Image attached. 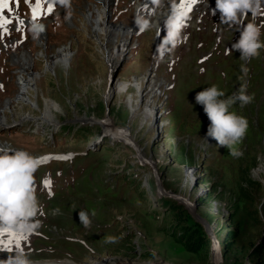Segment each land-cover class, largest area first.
<instances>
[{
	"label": "rangeland",
	"instance_id": "obj_1",
	"mask_svg": "<svg viewBox=\"0 0 264 264\" xmlns=\"http://www.w3.org/2000/svg\"><path fill=\"white\" fill-rule=\"evenodd\" d=\"M108 1L105 23L129 29L138 1L141 17L152 24L143 32L137 28L131 45L110 66L82 15L94 1L72 0L66 14L57 0H39L35 18L37 0H9L4 9L12 23L0 30V106L16 96L15 55L41 52L50 61L67 45L70 59L67 67L50 68L46 59L35 60L34 104L13 98L12 114L0 117V137H24L5 142V151L25 150L40 161L35 188L49 180L63 185L45 199L36 218L41 226L29 233V241L8 238L11 231L0 227V242L14 253H27L33 264H211V248L219 249L217 264H264V49L241 60L232 50L240 32L220 24V13L213 15L215 0H162L160 7L152 0ZM173 6L188 17L183 40L175 50L161 52L164 21ZM34 21L46 26L39 39L29 30ZM111 36L101 37L107 47ZM124 72L128 92L119 96L111 88ZM136 80H144L142 97L131 111L126 97H137ZM241 83L252 101L233 105L249 122L239 145L242 155L233 157L207 136L210 121L195 96L216 84L228 97ZM44 99L52 118L41 124ZM149 104L151 118L144 116ZM69 154L67 160L45 159ZM81 210L91 219L89 227L79 220ZM107 235L117 242L105 243Z\"/></svg>",
	"mask_w": 264,
	"mask_h": 264
},
{
	"label": "clouds",
	"instance_id": "obj_2",
	"mask_svg": "<svg viewBox=\"0 0 264 264\" xmlns=\"http://www.w3.org/2000/svg\"><path fill=\"white\" fill-rule=\"evenodd\" d=\"M57 2L69 14L72 0ZM152 2L157 7L162 4V0ZM216 11L220 13V24L240 32L239 39L232 44V50L240 52L241 60L258 57L260 50L264 49V40L261 39L264 35V0H215L213 15ZM187 19L183 10L175 6L171 8L164 21L165 36L159 51L171 52L182 43ZM134 23L142 32L152 28L150 21L139 16ZM29 30L33 39H39L46 26L34 21ZM227 51L231 53V50ZM195 100L203 106L210 121L207 136L217 141L219 146L227 147L231 156H241L239 145L247 134L249 122L245 116L233 110V105L239 103L243 107L252 101V97L247 94V84L241 83L240 88L228 97L213 84L199 91ZM38 168V158L28 151L18 149L0 152V227L19 233H33L40 228V221L36 219L41 208L35 188ZM78 215L81 224L89 227L91 219L87 212L81 210ZM117 240L114 235L104 237L105 243H116ZM0 264H33V261L27 253L17 250L5 259H0Z\"/></svg>",
	"mask_w": 264,
	"mask_h": 264
},
{
	"label": "bare ground",
	"instance_id": "obj_3",
	"mask_svg": "<svg viewBox=\"0 0 264 264\" xmlns=\"http://www.w3.org/2000/svg\"><path fill=\"white\" fill-rule=\"evenodd\" d=\"M92 1H94V4L89 2L88 5L91 7L87 8L86 14L84 13L82 14L83 19L85 20L86 23H89L91 25V28L94 34L93 39L98 43L99 47L104 49L103 58L105 59L107 65L110 66V64H112V62L115 59H117L119 56H121L123 52L126 50V42H127L126 37L129 36V29H126L121 25H112L111 23L107 24L104 22L105 20L108 21L109 19L107 14L110 15L108 11L110 1L108 0H92ZM182 1H186V0H182ZM98 6H99V9H98ZM142 6L143 4H140V2L137 1V6L135 7L136 12L134 14L135 18L138 16L139 17L142 16L141 11H139V9ZM162 19H164L162 15H160L158 18L155 19V24L157 25L156 30L161 28ZM133 32L134 31H132V33ZM109 33H111L112 38L108 40V43H110L109 44L110 47H107L106 45H104L101 37H103L104 35L107 36ZM119 38L120 40L118 41ZM158 41H159V38H158ZM39 58L46 59L45 55L41 52H38L35 55L30 56L26 51H22L20 54L15 55V57L13 58L14 62L18 63L20 66V69L18 71L19 75L17 76V79H16V91L17 92H16L15 98L14 97L13 98L15 100H18L22 104L23 103H29V105L34 104L33 93L36 92V90L33 86L35 85V81H37L38 79V74H36L33 71V67L35 64V60H38ZM69 59H70L69 46L66 45V46L58 48L56 50V54L50 57V61L46 59L47 60L46 67L50 68L52 67V65L55 66L57 64L67 67L69 63ZM125 74L126 73L124 72L118 78L115 85L111 88L112 93H117L119 96L123 94L127 95L128 89H127V85L125 84V81L123 78ZM143 83H144V80H141V82L136 80L135 82L136 93L134 95L137 96L136 98L133 97V95L131 94L126 97L127 106L129 107L131 111L137 108V98H139V96L141 95L140 93H141V88L143 86ZM140 97H142V95ZM13 98L8 97L5 103H3L2 106H0V117L3 116L4 118H6L7 113L12 114L13 109L11 108V105H12L11 100ZM44 102L46 104V110L43 109V112L41 114V117H40L41 124H46V122L52 118L51 110L48 107L50 102L45 99H44ZM149 102L150 101L147 100V103ZM53 106L55 105L53 104ZM144 113H145L144 115L145 117H148V118L153 117L154 106H151V104L146 106L144 108ZM23 138L24 137L21 134H17V136H14V137L11 136L8 138L1 136L0 137V151L4 149L5 147L4 145H6L5 142L21 140ZM124 138L127 139V135H125ZM189 174L187 175V179L190 178L189 180H192L193 176H190ZM217 252L218 251L215 252V249H213V253H211L213 260L218 259ZM67 262H59V263L48 262V263H42V264H69L70 263V262L69 263ZM216 262H218V260Z\"/></svg>",
	"mask_w": 264,
	"mask_h": 264
},
{
	"label": "snow or ice",
	"instance_id": "obj_4",
	"mask_svg": "<svg viewBox=\"0 0 264 264\" xmlns=\"http://www.w3.org/2000/svg\"><path fill=\"white\" fill-rule=\"evenodd\" d=\"M26 2H29V0H26ZM191 3H198L199 0H190ZM9 7V0H0V30H3L5 29V25L6 24H9V23H12L11 20L7 19L5 16H4V9L5 8H8ZM40 7V2L39 0H37V3L35 5V8L33 9V16L35 18V14H36V10L39 9ZM191 9H189L190 11ZM9 11H11V9H9ZM53 11V9L51 7H49L48 9V12L51 13ZM186 26V25H185ZM17 31H19V28L17 27L16 28ZM142 32V31H140ZM3 35V31H0V36ZM3 88V85L0 84V89ZM71 158V154H69L68 156H56V157H47L45 159H59V160H67V159H70ZM47 184H51V181H47L46 182Z\"/></svg>",
	"mask_w": 264,
	"mask_h": 264
},
{
	"label": "water",
	"instance_id": "obj_5",
	"mask_svg": "<svg viewBox=\"0 0 264 264\" xmlns=\"http://www.w3.org/2000/svg\"><path fill=\"white\" fill-rule=\"evenodd\" d=\"M136 29H137V26H136L135 23L129 27V40H127V42H126L127 45L130 44V42H131L130 40L132 39L133 35L135 34ZM132 31H135V32L132 33ZM117 69H119V68H117ZM117 72H118V70L115 71V72L113 73V75H110V77H109V81H108V85H109V87H110L111 85H113V83H114V79H115V76H116Z\"/></svg>",
	"mask_w": 264,
	"mask_h": 264
},
{
	"label": "trees",
	"instance_id": "obj_6",
	"mask_svg": "<svg viewBox=\"0 0 264 264\" xmlns=\"http://www.w3.org/2000/svg\"><path fill=\"white\" fill-rule=\"evenodd\" d=\"M206 250H208L209 249V246L208 245H206V248H205Z\"/></svg>",
	"mask_w": 264,
	"mask_h": 264
}]
</instances>
